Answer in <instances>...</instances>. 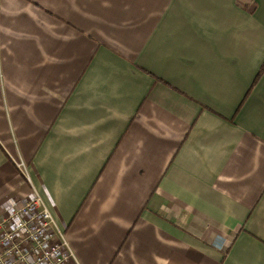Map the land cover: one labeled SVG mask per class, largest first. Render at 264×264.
I'll list each match as a JSON object with an SVG mask.
<instances>
[{
    "label": "crops",
    "instance_id": "0c3cea01",
    "mask_svg": "<svg viewBox=\"0 0 264 264\" xmlns=\"http://www.w3.org/2000/svg\"><path fill=\"white\" fill-rule=\"evenodd\" d=\"M32 188L79 264H264V0H0V216Z\"/></svg>",
    "mask_w": 264,
    "mask_h": 264
},
{
    "label": "built area",
    "instance_id": "2783aa9c",
    "mask_svg": "<svg viewBox=\"0 0 264 264\" xmlns=\"http://www.w3.org/2000/svg\"><path fill=\"white\" fill-rule=\"evenodd\" d=\"M33 196L0 216V264H79L43 198Z\"/></svg>",
    "mask_w": 264,
    "mask_h": 264
}]
</instances>
